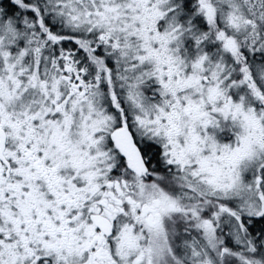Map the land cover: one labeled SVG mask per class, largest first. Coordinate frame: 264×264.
<instances>
[{"label": "snow or ice", "instance_id": "snow-or-ice-1", "mask_svg": "<svg viewBox=\"0 0 264 264\" xmlns=\"http://www.w3.org/2000/svg\"><path fill=\"white\" fill-rule=\"evenodd\" d=\"M0 264H264V0H0Z\"/></svg>", "mask_w": 264, "mask_h": 264}]
</instances>
